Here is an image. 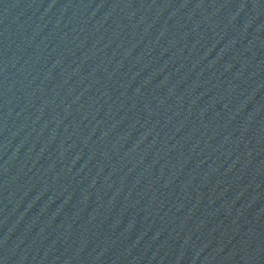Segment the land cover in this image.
<instances>
[{
	"label": "water",
	"instance_id": "water-1",
	"mask_svg": "<svg viewBox=\"0 0 264 264\" xmlns=\"http://www.w3.org/2000/svg\"><path fill=\"white\" fill-rule=\"evenodd\" d=\"M0 264H264V0H0Z\"/></svg>",
	"mask_w": 264,
	"mask_h": 264
}]
</instances>
